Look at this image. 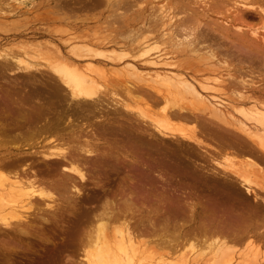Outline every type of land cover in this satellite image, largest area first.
Listing matches in <instances>:
<instances>
[{
    "label": "bare ground",
    "instance_id": "obj_1",
    "mask_svg": "<svg viewBox=\"0 0 264 264\" xmlns=\"http://www.w3.org/2000/svg\"><path fill=\"white\" fill-rule=\"evenodd\" d=\"M155 1L93 0L88 8L103 4L110 24L63 36L68 38L65 43L74 40L78 46L64 50L47 48L50 42L40 44L45 53L39 45L33 47L42 65L30 52H22L23 47L19 54L0 57V76H16L30 88L21 93L7 81L0 96V236L13 232L33 238L40 231L39 220H34L42 219L45 225L43 215L53 210L49 217L54 218L58 206L61 212L79 211V221L87 217L90 202L101 201L90 223L103 222L108 231L107 237L106 230L102 233L105 246L85 251L78 260L68 258L69 264H131L140 256L155 264H264V234L256 223L250 224L264 208V90L254 91L251 80L237 78L227 64L234 56L248 63L242 69L264 63V0ZM211 6L234 22L258 16L261 33L248 35L237 25L230 34L234 22L220 23L223 34L218 38L234 46L240 43L235 48L244 55L221 53L218 58L214 49L206 48L207 35L192 23L204 26ZM86 8L84 3L67 11ZM73 18L75 25L83 22ZM119 18L125 31L113 34L112 21ZM203 46L208 50L200 49ZM182 55L186 57L180 59ZM100 58L113 70L123 66L122 72L110 73L125 80L111 81L105 94L94 83L106 77L105 72L87 62ZM108 94L122 108L108 103ZM135 99L143 107L135 113L131 105L133 114L126 101ZM180 99L187 103L180 104ZM145 100L152 107L162 102L159 117ZM17 120L26 126L16 124L24 131L11 135L7 127ZM249 170L258 172L261 184L250 179ZM158 181L164 185L159 190ZM176 182L202 193L183 196L175 192ZM147 204L149 209L143 210ZM141 211L151 216L147 226L136 218ZM184 211L196 213L186 217L188 226L176 221ZM169 229L172 239L166 234ZM151 239L153 248L140 242ZM13 245L3 244L6 257L13 255Z\"/></svg>",
    "mask_w": 264,
    "mask_h": 264
},
{
    "label": "rangeland",
    "instance_id": "obj_2",
    "mask_svg": "<svg viewBox=\"0 0 264 264\" xmlns=\"http://www.w3.org/2000/svg\"><path fill=\"white\" fill-rule=\"evenodd\" d=\"M136 1H138V2L145 1V3H146L149 0H141V1L140 0H136ZM158 1H160V0H158ZM169 1H172L171 2L172 4L174 2L173 0H169ZM45 2H48V3L50 2L53 5H55L56 7H53V5H49V4L45 3ZM90 2H93V0H43V1L42 0H0V7H2L4 5L0 9V57L1 58L4 57L7 52L8 53L15 52V54H19V50L20 51L22 50L20 48L23 47V51L22 52H25L24 51V49H25L26 52H28V54L31 53L30 56H33V58H34L33 61L35 63L42 65L43 64V60L42 59H39L40 57L38 58V56H37L38 54H37V52H35V49H33V47L36 48V47H38L37 45H39L41 47L42 45H40V44L45 45L48 42H50L48 44H51V45L49 46L48 44H46L47 45V48H50V47H52L54 45L56 47L59 46V48H63L65 50L66 48L67 49L68 48H71L72 45L73 46L74 45H77L78 46V42L77 41H74V40H72L69 43H65V40H67L68 38L64 40V37L66 38V36L69 34V31L72 32V33H75V34L76 33L79 34L78 32H80V33L81 32H83V33L85 32L83 29H85V30L88 29L87 31H89V29L91 27H96L98 25L100 27H103L106 24H110V22L109 23H106L108 21H105V17H107V14H104V12H103V10H104L103 9V4H96V6H94L92 9L91 8L89 9L88 6L90 7V5H89ZM84 3L87 5V8L86 9H81L79 11L76 10V11H73V12H70V13H69V11H67V10H70L71 11V9H73V8L74 9H78L79 6L80 5H83ZM39 5H41V6H39ZM59 7L60 8L63 7L64 9L61 10V12H62L61 15L59 13H57L58 15H56V16L57 17H60V19L59 18L57 19L56 16H54V15L56 14V11L59 9ZM211 10H210L211 12L210 11L207 12L208 13V20L207 21H203L205 23L204 26H202L201 23L199 24V22H196L198 25L195 22L192 23L194 26L200 27L199 30H201L202 34H204V35L206 34L207 35L206 36L207 38L205 39V40H207V41H205L206 42L205 44L207 45V46L205 45L206 48L209 47V49L211 51L214 49L213 51L219 54V56L217 55L218 58H221V53L230 54V55L235 54L236 56L237 55H244V54L238 52L237 49L235 48V46L236 47H241V44L240 43H236L235 46H234L232 43H229L227 41L220 40L218 38V34H220V35H221V33L223 34L222 30L219 29V28H221V25H222V24H220L223 21L222 19H224V21L225 20H228V21H230L232 23V22H234L233 21V18H230L228 16L229 14L223 12V10L221 11L220 15H218L219 13L217 11H214V8L213 7L211 8ZM215 10H217V9H215ZM27 11H28V13H26ZM182 12H184V11H182ZM50 13H52V14H50ZM69 14L72 15V16H68ZM176 14H180V13L176 12ZM48 16H50L49 19L47 18ZM74 16H78L77 19L79 20L81 18L80 20H83V22L82 23L77 22V25H75L73 23L74 18L71 19ZM128 16H131V15H126V17H128ZM63 17H67V18L71 17V18H69V20H66L67 22H64L62 20ZM39 18H41V19H39ZM89 18L92 19V20H90ZM200 18H201V16L199 17V19ZM219 18H221V21H220ZM42 19H44V20H42ZM119 20L118 19H115L114 21H112V24L114 25V26L112 25V28L114 29L113 32H115L113 34H119L121 31H122V33L125 31L124 30V26H123L124 23H122L123 22L122 21L123 19L121 20V18H119ZM109 21H111V20H109ZM236 21H238V20H236ZM236 21L233 23L236 26L232 24L233 27H231L230 34L232 33V31L236 30V29H232V28L237 27V25L240 28L239 32H242V33H245L246 32V34L248 33V35L251 34V32H255V31L257 33H261L262 32V31H260L261 21H260V19L258 18L257 15L250 16L246 20L244 19V22L243 21L242 22L241 21L236 22ZM99 22H100L101 25L99 24ZM96 23H97V25H96ZM213 24H214V26H213ZM93 25H95V26H93ZM206 25H211V27L212 26L213 27L212 28L210 26L207 27ZM194 26H193V28H195ZM57 27L59 28L60 31H57L58 30ZM61 27H64V28H61ZM247 27H248V29H247ZM55 28H57L56 31L54 30ZM65 28H68V29H66V30H68V33H66L67 31L65 30ZM193 28H191V29H193ZM215 28L217 29L216 30L217 32L216 31H213L214 33H211L212 32L211 29H214L215 30ZM61 29H64L65 30V31L63 30L65 32V33L63 32L64 35L61 33ZM93 29H95V28H93ZM72 33L70 35H72ZM60 34H61V37L58 36ZM103 34H105V33H103ZM79 35H82V33L79 34ZM20 44L22 46H20ZM29 45H31V46H29ZM43 48H45L46 50H48L46 48V46H43ZM198 48H200V47H198ZM206 48H204V46H203L200 49H202L203 51L205 49L207 51L208 49H206ZM41 49H42V47H41ZM9 50H11V51H9ZM39 50H40V48H38V50H36V51H39ZM22 52H20V54H22ZM42 53H45V51L43 50ZM201 53H202V51H201ZM15 54L13 53V55H15ZM17 56H19V55H17ZM184 57H186V56L182 55V57L180 59H183ZM1 58H0V60H1ZM104 60L105 59H101V61L100 60H97V62L95 61V63L94 62H91V61H87L88 63H92L95 67H98L97 69H99V67H100L99 70L104 71L105 74H106L105 75L106 77H104L103 79H100V78L97 77L98 79L95 78L96 81L94 80V83H95V86L97 87V90L101 88L100 90H98V92L99 93H102V94L103 93L105 94L106 92H108L109 91L108 89H110L113 86V84H122L125 81L123 78L120 81L119 80L120 78L118 76H112V74H111L112 71H116V70L122 72L123 66L122 67L120 66V68H115L116 70H113L112 68H109L110 67L109 66V63L106 60L105 61ZM227 60H228L227 61V64H229L228 68H229L230 73H233V75H235L237 73L236 74V77L239 76V77H241L243 79L245 77L247 78L248 75H249V77H248L249 79L248 78L247 79L245 78L244 81H246V80L250 81L251 80V84H252L251 88H253L254 91H259L260 92V91H263L264 90V74H263L264 73V63L261 64L258 61H256V62H253L252 64H250V67L252 66V68L244 67L242 69L240 67H243V66L248 65V63L246 64L244 62H241L240 61L241 59L240 58H237L235 56L233 58L232 57L231 58H228ZM0 65H1V62H0ZM228 68H225V69H228ZM111 69H112V71L110 73V70ZM222 71H221L222 72L221 74L225 77L226 71H224L223 69H222ZM238 72H240V73H238ZM253 73H254V75H253ZM14 78L16 79L17 77L16 76H8V75L0 76V88H1L0 89V96L2 95V93L5 91V89L7 87V81L9 83V81H11V80L13 82L11 81L10 84H14L16 86L17 85H23L25 87V90L26 89H30L28 87V85H26L25 83H23L21 81L20 78H17L18 81H16V82H15V79ZM105 79H106V81H104ZM108 79H109V81H108ZM125 79H127V78L125 77ZM102 80H103V82H101ZM128 80H129L128 82L130 84L132 82V80L131 81H130V79H128ZM111 81H113V84H112ZM97 83H99V84L97 85ZM104 83H105V85H104ZM106 84H109V85H106ZM123 84H125V82ZM109 86H111V87H109ZM107 87H109V88H107ZM103 88H105V90ZM106 89L108 91H106ZM101 90H103L104 92L101 91ZM19 92L24 93V90H21L20 89ZM108 96H109L108 103L113 104V106L115 105V107L118 105L117 106L118 108H122V104L121 103L120 104H117V100L116 99H115L116 100L115 101L114 98L112 99L109 94H108ZM105 100L107 101V99H105ZM186 100L188 101V103H191L192 98L190 96H188V97H186ZM186 100L185 99H183V100L180 99L179 102H180V104H182V101H185L187 103ZM134 101H135V103H134ZM138 102L136 101V99L133 100V101H129V102L126 101V103L131 108L130 111H133V109L134 110L135 109L137 110L139 108V105H140V107H141V105L143 107V104H141V103L137 104ZM179 102H178V104H179ZM146 103H148V105H149L150 102H147L146 101ZM161 103L162 102H160L158 104H154L153 107L149 105L150 107L148 106L147 108L151 111V113H153L155 116L157 114V116L159 117L160 116V113H159L160 110L159 109L163 106V104H161ZM131 105L132 106L134 105L133 106V109H132V106ZM135 106H137V107L135 108ZM161 109H163V107ZM136 110H135V113H137ZM165 110H167V108ZM132 113L134 114V111ZM13 124L14 125L20 124V125L26 126L25 123L24 124L23 123H19L18 120L16 122H14ZM176 128H178V127L176 126ZM249 172H250V174H248V175H249L250 179H252L254 182L258 180L257 182L259 184H261L262 181L259 178V176H257L258 172L255 171V170H249ZM176 183H174V184L177 185L178 190H176L177 188H175V192L176 193H180L183 196H191L192 194H195V193H198V192L199 193H202V192L198 191V189L194 188L195 186L193 187V186L184 185L182 187H179V184L178 183L176 184ZM263 184L264 183H262V185ZM162 185L163 184L162 183H159V181H158L156 183V186H158L157 189L160 186H162ZM236 191L239 192L240 197H244L243 191L241 189H237ZM86 192L88 194H91V191H88L87 190ZM87 193H85L86 195L84 194L82 197L87 196ZM206 193H207L206 191L203 192V194H206ZM261 196H262V193H261ZM46 202L47 203L49 202V204L53 203L52 201H46ZM58 202H59V200H58ZM148 202H152V200L149 199ZM101 203H102L101 201L100 202H94L93 204L90 202V204H88V208L89 209H88V213L86 215L87 217H82V218H80L79 221H77V219H76L78 217L79 211L76 210V211L69 212L68 210H64L63 209L64 212L63 211L61 212L60 209L63 208V207L58 206L57 211L55 213V217H54V218H58L57 220L54 219V218H52V216L49 217V214L50 215H53V212H51L53 210L49 211L50 213H47L48 215L47 214L43 215L44 217L46 216L44 219H47V221H48L46 223L47 225L46 224L44 225L42 219H36V220H34V222H37L39 220V222H40L39 223L40 224L39 225V227H40L39 230L40 231H38V233L33 238H27V237H24V236H19V235L13 233V232H9L7 235H1L0 236V238H1L0 239L1 240L0 241V264H65V263L66 264H69L68 258H72L74 260H76V259L78 260V259L82 258V255L84 254L85 251L86 252L88 251V252H91L92 253L98 247H104L105 246L104 245L105 244L104 243L105 241L103 239L102 233H104V231L106 230V228H105V230L102 228V223L103 222L99 224L96 221L95 222L94 221L92 222V220H91L92 223H90V217H91L92 213H99L100 212L99 210H100ZM53 204H56V202L53 203ZM145 207H146V209H145ZM144 209L145 210L149 209V204H147V206L146 205L143 206V210ZM259 210H260L259 215L257 217H254V218L252 217V219L250 220V224L251 225H254V226L257 224L256 227H259L260 228L259 229V232H261V233L263 232L262 234H264V230H263L264 229V224H263L264 223V208L261 207ZM96 211H98V212H96ZM142 211H141V213H139V212L136 213V218H137V220L140 219V222L143 221L141 223H143V224L146 225V224H148V223H146V221H149L151 219V216H147ZM149 211H152L153 212L152 209H150ZM185 211H184V213H185ZM187 212L185 213V216L183 214L178 219H176V221L179 220L177 224H182V222H183V224H186L188 226V224L190 222L189 221L190 215L191 214L192 215L193 214L196 215V213H193V211H189V213H188L189 215H188ZM72 213H75V214H72ZM28 214H30V212H28ZM28 214H26V215H28ZM95 215H97V214H95ZM187 216H188L189 219L186 218ZM260 221L262 222V224H261ZM103 225H105V224H103ZM171 232H172V229H169V231H167L166 234L168 233L169 235L168 234L167 235L170 236V233ZM88 233H89V235H88L89 237H88V240H87L86 237H87V234ZM105 233L104 234L107 237L108 231L106 230ZM167 235H166L165 238H169V237H167ZM97 236H98V238H97ZM100 236L102 237V240L99 239V238H101ZM170 239H172L171 236H170ZM2 240L4 241V243H3ZM7 242L8 243L10 242V244H15L13 246H16V248H15V251L12 253L13 255L6 257L4 255V253H5L4 248L5 247L3 246V244H5ZM140 242L141 243H146V245L148 247H150V248H153V246L155 244L154 240H152V239L149 241V243H148L147 240L146 241L143 240V241H140ZM87 243H88V245H87ZM234 243H237V242H234ZM263 243H264V241H263ZM238 244H241V243H237V245ZM183 245L185 246L186 244H183ZM84 246H86V247H84ZM95 246L97 248H95ZM93 248H94V250H93ZM189 249L190 248H188L187 250H189ZM187 253H188L187 255H190L191 254V250L189 252H187ZM67 256H69V257H67ZM140 258H142V256H140L137 261H134L131 264H153L154 263L153 261H150V262L149 261H146V259H144L145 257L143 258L144 260L143 259H140ZM149 260H150V258H149ZM168 260H170V259H168ZM167 262H169V261H167ZM167 262L164 260V261L161 262V264H165ZM169 263H167V264H169Z\"/></svg>",
    "mask_w": 264,
    "mask_h": 264
},
{
    "label": "flooded vegetation",
    "instance_id": "obj_3",
    "mask_svg": "<svg viewBox=\"0 0 264 264\" xmlns=\"http://www.w3.org/2000/svg\"><path fill=\"white\" fill-rule=\"evenodd\" d=\"M11 86H13V84L11 85ZM15 88L16 89H21V90H24V91H28L29 89H26L25 90V87L23 86V85H17V86H15ZM8 129H12V131H11V135H13V134H18V133H21V132H23L24 131V127H22V126H20V127H18V126H16V125H14L13 124V122H12V124L11 125H8V127H7ZM19 128V130H17ZM23 128V129H22ZM18 132V133H17Z\"/></svg>",
    "mask_w": 264,
    "mask_h": 264
}]
</instances>
